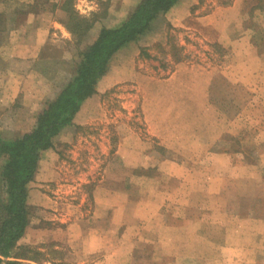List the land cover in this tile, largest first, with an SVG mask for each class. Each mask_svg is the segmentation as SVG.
I'll return each instance as SVG.
<instances>
[{"label": "rangeland", "instance_id": "1", "mask_svg": "<svg viewBox=\"0 0 264 264\" xmlns=\"http://www.w3.org/2000/svg\"><path fill=\"white\" fill-rule=\"evenodd\" d=\"M139 1L0 0V37L22 12L46 24L35 31L48 42L22 74L36 92L21 100L42 109L80 51ZM97 86L44 157L52 171L28 185L19 244L41 264H208L180 250L253 245L231 235L223 208L264 209V0H180L113 56ZM95 243L102 252L79 251ZM249 260L264 264V252Z\"/></svg>", "mask_w": 264, "mask_h": 264}, {"label": "trees", "instance_id": "2", "mask_svg": "<svg viewBox=\"0 0 264 264\" xmlns=\"http://www.w3.org/2000/svg\"><path fill=\"white\" fill-rule=\"evenodd\" d=\"M179 1L140 0L119 24L101 28L80 51L71 79L36 115L33 127L14 139H4L0 132V264L49 261L30 246L19 244L29 221L28 185L34 179L42 152L54 149L55 138L73 124L82 102L95 93L113 56L147 34L154 21ZM3 15L0 13L2 30Z\"/></svg>", "mask_w": 264, "mask_h": 264}, {"label": "crops", "instance_id": "3", "mask_svg": "<svg viewBox=\"0 0 264 264\" xmlns=\"http://www.w3.org/2000/svg\"><path fill=\"white\" fill-rule=\"evenodd\" d=\"M42 16L44 17L43 14L38 15V12L19 13L18 16L14 18L12 29L9 28L10 30L8 29V31H6L8 37L4 35L6 32H3L2 35L4 36L0 37V125H2L0 126V132L4 139H14L29 131L35 124L36 115L45 106L44 104L42 109L40 107L35 108L32 103H25L21 100V98H24L22 95L24 90L29 89L30 94L36 92L32 86H29V88H24L22 86V74L33 73L29 68L33 67L34 63L36 64L38 53L48 42L47 38L43 39V37L38 36L35 31V29L46 26L43 21L40 22ZM97 85H99V81L96 84L95 93L93 95L99 90ZM63 86L64 85L56 90V93L51 99L55 97ZM29 96L30 95L24 100L31 101ZM87 100H89V98L82 102L80 109ZM74 120L75 116L73 123ZM55 145L56 142L54 140V146ZM53 154L54 151L52 149L42 152L33 181H42L45 176L43 173L52 171L51 164L47 163L46 160L44 161V157L47 155L52 156ZM216 168L218 169V167ZM209 180L211 181V179ZM244 182H247V179H245ZM216 186H219L218 183ZM262 186H264V183H262ZM245 191L246 190H243V192ZM243 192L241 190L237 192L240 194L236 197L238 201L240 197H242ZM261 200H264V197H261ZM234 205H237V203ZM229 209L227 206H224L223 213L225 214L223 215H230V218L236 221V223H234L235 227L230 229L231 235H236L240 237V239H242V236L249 237L252 239L253 245L240 243L239 245L222 244L221 246V244L208 243L206 249L205 247L200 248L197 245L196 247L192 245L191 247H186L184 250L182 248L180 252H192V257L203 256V254L200 253H206L204 257H206V259L210 258L208 264H249L251 262V260L247 261L249 253L264 252V209L263 212L258 210L252 214L250 210L241 213L240 205L237 207L231 205ZM241 219L249 221V223L253 221L254 226L250 227V224H248V227L244 229L239 228L238 225L241 223ZM207 220H209V218H207ZM216 224L218 223L213 219L212 228L216 227ZM219 228L221 230L223 229V234L225 235V224L222 225L219 223ZM28 230L29 227L26 228V233ZM209 232L212 234L211 231ZM103 249L104 245L95 243L86 244L83 248L79 249V251L96 255L102 252ZM195 253H198V256H195ZM227 253L230 255L226 256ZM235 257H237V260H234ZM249 257H251V255ZM251 258L253 259L254 256Z\"/></svg>", "mask_w": 264, "mask_h": 264}]
</instances>
